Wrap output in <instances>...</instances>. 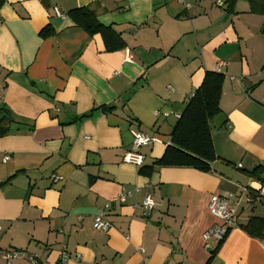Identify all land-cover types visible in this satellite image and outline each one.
<instances>
[{"label":"crops","instance_id":"crops-1","mask_svg":"<svg viewBox=\"0 0 264 264\" xmlns=\"http://www.w3.org/2000/svg\"><path fill=\"white\" fill-rule=\"evenodd\" d=\"M184 3L6 0L0 107L15 124L0 137V250L52 264L63 250L67 264H264V229L262 237L244 230L264 218V182L250 177L264 170V17L242 1L233 13L212 0ZM83 7L121 36L124 50L107 53L98 35L66 17ZM47 25L54 34L43 39ZM206 72L224 77V122L210 128L217 159L209 172L158 168L140 176V167L123 163L130 131L154 139L139 151L151 166ZM52 176L63 181L52 184ZM226 194L237 226L217 249L202 236L218 225L210 198ZM146 196L156 203L148 216ZM98 211L107 232L92 228Z\"/></svg>","mask_w":264,"mask_h":264},{"label":"trees","instance_id":"trees-1","mask_svg":"<svg viewBox=\"0 0 264 264\" xmlns=\"http://www.w3.org/2000/svg\"><path fill=\"white\" fill-rule=\"evenodd\" d=\"M239 1L248 4L250 14L264 17V0H222V6L226 8L227 12L233 13L234 6ZM5 3L6 0H0V9ZM66 17L88 36L98 35L107 53L125 49L126 45L121 36L113 28L100 24L95 13L89 7L73 9L67 12ZM53 34L54 32L47 25L39 35L46 39ZM223 82L224 77L219 73L206 72L204 74L200 86L195 90L177 119L170 134V143L165 147L162 157L155 160L151 166L143 165L138 171L140 176L149 178L158 168H188L202 173L209 172L210 164L217 159L209 122L220 114L219 103ZM106 111L109 112L111 109H106ZM13 124H15V120L11 112L1 106L0 137L8 135ZM263 171V168L258 167L250 173V177L263 183ZM2 185L3 183L0 184V187ZM263 229L264 218L255 217L251 218L244 228L246 233L252 237H262ZM225 237L218 242L217 249L222 246Z\"/></svg>","mask_w":264,"mask_h":264},{"label":"built area","instance_id":"built-area-1","mask_svg":"<svg viewBox=\"0 0 264 264\" xmlns=\"http://www.w3.org/2000/svg\"><path fill=\"white\" fill-rule=\"evenodd\" d=\"M178 2L182 3V5L186 8L189 6L184 3V0H177ZM214 4L218 6H222V0H212ZM54 13L57 17H60V14L54 9ZM179 116L176 115V119ZM132 137V143L130 150L126 152L123 156V163L130 164L136 167H142L144 165V156L139 153L140 149L149 147L153 142L154 139L147 136L146 134L142 133L141 131L132 130L130 131ZM8 158L5 157V160ZM62 178L59 176H52L51 182L52 184H58L62 182ZM126 194L118 196L112 200V202H123L126 199ZM233 196L230 194H226L224 197L219 196H212L208 203V211L210 215L217 220L218 225H214L208 231H206L202 239L204 242H207L209 239H214L217 242L224 239L227 233L237 226L236 223V211L235 206L232 202ZM247 201L252 203V198H248ZM110 202L105 204L104 209L107 210L110 206ZM156 203L150 196H146L142 202V213L144 216H148ZM92 228L98 232H107L111 225L104 219L103 211H98V213L94 216L92 222ZM1 231V228H0ZM262 245L264 247V240L262 241ZM76 260L80 259V256L77 255ZM0 260L6 264H10L15 261L24 260L29 264H52L50 262H42L38 259V257L34 254L27 253L23 250H7L2 251L0 250ZM69 257L66 254V251L63 250L60 252L59 257L56 262L53 264H67Z\"/></svg>","mask_w":264,"mask_h":264},{"label":"water","instance_id":"water-1","mask_svg":"<svg viewBox=\"0 0 264 264\" xmlns=\"http://www.w3.org/2000/svg\"><path fill=\"white\" fill-rule=\"evenodd\" d=\"M222 120L224 122V117L219 114L218 116H216L215 118H213L210 122H209V126L211 129H216L219 128L220 125H222Z\"/></svg>","mask_w":264,"mask_h":264},{"label":"rangeland","instance_id":"rangeland-1","mask_svg":"<svg viewBox=\"0 0 264 264\" xmlns=\"http://www.w3.org/2000/svg\"><path fill=\"white\" fill-rule=\"evenodd\" d=\"M212 243V242H211Z\"/></svg>","mask_w":264,"mask_h":264}]
</instances>
